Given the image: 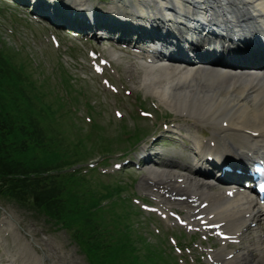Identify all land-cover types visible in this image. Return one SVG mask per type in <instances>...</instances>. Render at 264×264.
Segmentation results:
<instances>
[{"label":"trees","instance_id":"trees-1","mask_svg":"<svg viewBox=\"0 0 264 264\" xmlns=\"http://www.w3.org/2000/svg\"><path fill=\"white\" fill-rule=\"evenodd\" d=\"M15 58L14 51L0 50V194L31 204L65 225L93 264H146L145 256L157 264L154 254L135 252L134 246L130 252L128 245L112 241L122 234L96 208L90 188L76 189L80 178L51 174L63 160L82 154L83 148L79 151L81 142L62 128L63 102L45 90L51 76L42 78L41 100L28 61Z\"/></svg>","mask_w":264,"mask_h":264},{"label":"bare ground","instance_id":"bare-ground-1","mask_svg":"<svg viewBox=\"0 0 264 264\" xmlns=\"http://www.w3.org/2000/svg\"><path fill=\"white\" fill-rule=\"evenodd\" d=\"M170 2L182 9L186 15L192 10V6L184 4L182 0ZM206 2L220 18H225L226 14L230 13L235 22L232 24L234 26L238 24L244 33H250L257 39L264 36V15L259 19L252 16L255 11L264 14V0H206ZM143 5L155 9L157 15L162 14L163 0H125V3L118 7L127 18L129 11L133 13L137 9L144 10ZM74 6L88 8V0H76ZM116 10L118 8L112 6L106 12L112 11L117 15ZM158 21L151 20L150 23L154 25ZM144 82L145 85L152 86L155 93L177 111L183 112L187 109L190 116L191 113H196L197 117L202 116V120L195 119L196 121L212 125L210 140L217 139V142L215 147L207 144L205 149L207 153L215 151L220 157L229 159L238 154L244 156V153H240L242 150H245V154L252 150L255 154H264V75H260L259 71L205 64L186 66L178 64L170 69H158L152 65L148 73L144 74ZM224 122H227L226 127L223 126ZM255 132L258 133L257 136H253L252 133ZM196 142L199 143V140ZM166 175L154 173L150 178L155 179V183L166 184L170 190L187 192L188 189L194 201L201 203L208 201L209 205L203 210L207 211V216L214 214L210 222L227 221V226L232 227L233 219H238L237 227L243 228L248 221L261 219L256 213L261 209L255 207L251 200L252 196L247 192L238 193L230 199L224 198L226 189L224 193H218L223 196L221 199L220 196L215 197L204 189L214 186L209 182L202 183L187 175L174 176L170 172H166ZM174 177H184V180L179 183L178 180H172ZM246 212L252 215L249 219L246 215L238 217L239 214ZM249 230L247 228L246 233ZM251 252V249H247L243 256L246 258ZM231 262L230 260V264ZM9 264L18 263L12 259ZM251 264H264V254L259 255V260L254 256Z\"/></svg>","mask_w":264,"mask_h":264},{"label":"rangeland","instance_id":"rangeland-1","mask_svg":"<svg viewBox=\"0 0 264 264\" xmlns=\"http://www.w3.org/2000/svg\"><path fill=\"white\" fill-rule=\"evenodd\" d=\"M91 6H100L98 3L102 0H89ZM11 2V1H10ZM9 0H0V42L4 45L15 47L17 50H23L25 54H30L31 57L37 61L38 64L44 66L46 70L51 69L52 66L58 67L56 61L59 59V53L61 54V46L69 45L70 40L75 41L79 46L75 47V51L69 50V53L74 56L72 58L69 54L63 56L65 66L81 78V83L86 85L90 90V97L95 101L97 106L96 111L101 110L100 119L105 121L109 126L114 129L119 127L121 124L119 121H112L113 115L111 111L115 106L117 98L116 94L107 93L100 86V80L96 79L90 71L87 61V49L93 46L91 43H84L80 39H75L69 35L61 34L62 45L57 48L50 42V28L51 24L49 20L42 19L45 23H38L31 20V15L27 17L23 16L25 8L19 9L13 5ZM107 5V4H104ZM31 7H29V10ZM15 12H18V16L23 20L15 21L14 24L11 22ZM55 29V28H53ZM53 31V30H52ZM73 43V42H72ZM105 43V42H104ZM96 46L101 48L105 54H110V49L107 44L101 45V42L94 43ZM22 51V52H23ZM116 56L113 59L114 64L118 65V68L124 74L122 81L126 84L134 86V89H139L140 81L138 80V61H134L130 57L115 51ZM25 57V55H23ZM35 66V65H34ZM174 66V65H172ZM36 76L42 78V73L37 72ZM119 85L117 80H114ZM53 83V82H52ZM127 85V84H126ZM148 97H152L151 94H147ZM97 114H95L96 116ZM112 122V123H111ZM132 124V123H130ZM210 132L211 127H207ZM182 148V146H179ZM178 148L165 149L167 153L171 151L172 155H179L180 157H174L173 160L177 161L176 167L162 168L160 164L155 165L153 170L165 171L178 170L183 172L184 167L180 168L181 164L186 163V157L183 158L180 155ZM177 150V152H176ZM176 152V154H175ZM175 154V155H174ZM97 159V158H94ZM92 159V160H94ZM90 161V160H89ZM163 163L164 160H162ZM184 161V162H183ZM185 172V171H184ZM144 172H129L125 175V180L132 182L131 192L136 195H141L148 190V184L145 180ZM136 179V180H135ZM117 213H122V210H117ZM147 218V220H145ZM140 221H151L156 223V220L160 222V225L153 227L156 231V227H159L160 235L165 238L169 234H179L177 227H167L159 219L150 218L149 214L144 213V216L138 217ZM142 227L147 230V239L150 242L156 241L150 230L146 227L143 222ZM172 228H176L175 231ZM171 247V246H169ZM0 252L4 259H8V255L14 254L17 257V253L24 252L28 257L37 259V264L45 262L46 264H89L84 254L80 251L76 243H74L69 233L64 229H59L52 223L47 221L45 216L34 212L31 208L19 205L11 200L0 198ZM42 254V259L41 258ZM22 261V260H19Z\"/></svg>","mask_w":264,"mask_h":264}]
</instances>
